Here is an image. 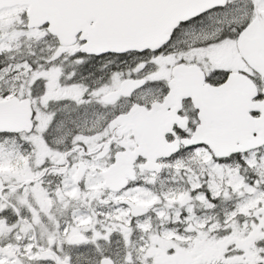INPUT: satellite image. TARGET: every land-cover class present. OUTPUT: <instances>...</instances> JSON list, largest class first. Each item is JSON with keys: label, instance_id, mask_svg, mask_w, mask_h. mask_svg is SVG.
I'll return each mask as SVG.
<instances>
[{"label": "snow or ice", "instance_id": "6c2138e0", "mask_svg": "<svg viewBox=\"0 0 264 264\" xmlns=\"http://www.w3.org/2000/svg\"><path fill=\"white\" fill-rule=\"evenodd\" d=\"M0 264H264V0H0Z\"/></svg>", "mask_w": 264, "mask_h": 264}]
</instances>
